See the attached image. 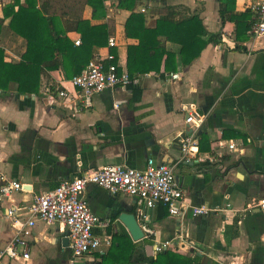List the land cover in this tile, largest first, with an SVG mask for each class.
<instances>
[{"label":"crops","instance_id":"crops-1","mask_svg":"<svg viewBox=\"0 0 264 264\" xmlns=\"http://www.w3.org/2000/svg\"><path fill=\"white\" fill-rule=\"evenodd\" d=\"M257 2L237 0L235 14L249 12V20L255 21ZM12 3L0 0V19L5 20L0 49L7 62L18 64L27 51V41L11 29V18L5 19V9ZM21 4L26 6L25 0ZM117 4L118 0L105 2L106 19H92L89 6L83 18L92 25L109 24V40L114 38L118 44L112 49L108 45L94 48L93 57L112 52L128 71L132 42L125 23L130 12L118 9ZM164 6L174 8L177 15H198L206 30L205 40L221 36L191 65L179 64L174 74L138 76L142 91L138 101L128 87L117 86L96 95L91 108H83L77 99L80 92L62 70L42 76L37 95H21L15 82L8 91L0 90V171L23 185L22 191L0 202V253L27 220L35 197L86 171L108 165L144 170L149 159H154L174 168L187 205L220 211L179 218L163 206L149 209L155 235L135 242L119 216L125 212L137 215L136 199L90 185L84 198L97 216L109 221L103 231L112 241L111 232L125 234L136 246L132 264H148L141 256L157 258V243H170L166 251L197 258L196 264H264V208L260 206L264 200V37L255 39L248 30L243 40L236 39L235 24H223L220 19V0H167L166 4L144 0L136 12L146 15L147 27L155 28L159 15L153 11ZM67 37L75 45L82 41L76 32ZM167 47L174 52L180 49L172 43ZM64 90L69 99L59 98V91ZM191 106L207 118L197 133L199 154L186 161L181 142L191 131L184 113ZM203 127L204 139L199 135ZM232 143L243 151L230 150ZM10 208L19 215L17 226L7 217ZM31 231L30 258L5 259L2 264H102L113 246L77 258L64 243L68 233L64 225L38 222Z\"/></svg>","mask_w":264,"mask_h":264},{"label":"trees","instance_id":"trees-1","mask_svg":"<svg viewBox=\"0 0 264 264\" xmlns=\"http://www.w3.org/2000/svg\"><path fill=\"white\" fill-rule=\"evenodd\" d=\"M5 9V19L11 18L10 27L27 41V51L18 64L6 61L5 52L0 49V90L8 91L9 84H18L21 95L39 94L42 76L49 72L62 70L65 77L72 80L80 75L93 58L96 47L108 45L111 35L110 25H92L84 20L87 6L92 9V19L107 18V0H13ZM166 4L167 0H153ZM237 0H220L219 16L223 24L234 23L237 38L243 40L254 23L249 20L250 13L235 14ZM144 0H118L117 8L129 11L125 32L132 43L128 47V86L135 101L142 95L135 85L138 76L150 72L161 76L174 74L179 64L191 65L206 47L218 43L221 34L204 39L206 30L200 17L177 15L175 9L164 6L153 11L159 15L155 28L146 25V15L136 12ZM5 20L0 19V33ZM70 32L81 34V45L76 46L68 37ZM163 39V40H162ZM168 43L180 46L178 52L167 47ZM179 58V59H178ZM179 60V61H178ZM204 139L201 135L200 138ZM113 246L103 256L102 264H132L136 246L125 234L111 232ZM148 264H196V259L188 258L173 251H164L157 258L140 257Z\"/></svg>","mask_w":264,"mask_h":264},{"label":"built area","instance_id":"built-area-1","mask_svg":"<svg viewBox=\"0 0 264 264\" xmlns=\"http://www.w3.org/2000/svg\"><path fill=\"white\" fill-rule=\"evenodd\" d=\"M255 21L250 33L253 38L264 37V0H258L254 7ZM145 12V9H141ZM77 41L76 45H80ZM116 39L111 38L109 49L117 47ZM138 79L135 85H138ZM73 87L80 92V105L83 108L93 106V98L106 90L117 86L128 87L131 84L128 71L116 62V56L109 52L106 57L95 55L87 68L71 80ZM60 99H69L68 91H59ZM48 98L53 101L54 96ZM186 124L191 129L181 142V156L183 160L191 161L199 154L198 131L204 124L207 116L201 115L194 106L185 108ZM232 151H243L237 144H230ZM0 202L9 199L14 193L22 191L23 185L10 179L0 171ZM90 185L98 186L112 195L126 194L137 201V217L145 237H153L154 230L149 225L147 211L163 206L171 216L185 218L186 216H208L218 209L208 206H189L185 202V193L181 188L174 168L169 165H159L154 159H149L144 170H137L125 165H108L96 170L86 171L73 179L63 180L57 187L43 195L34 198L28 208V218L17 227L13 240L0 253V264L5 259H16L22 256L29 259L28 238L38 222L47 225L60 223L69 232L70 249L74 257H83L102 249L111 248V235L105 231L109 221L97 216L84 198V193ZM264 208V200L260 202ZM7 217L17 226L20 222L17 210L10 208ZM101 230L104 233L98 234ZM170 243H157L155 253L160 254L170 248Z\"/></svg>","mask_w":264,"mask_h":264},{"label":"water","instance_id":"water-1","mask_svg":"<svg viewBox=\"0 0 264 264\" xmlns=\"http://www.w3.org/2000/svg\"><path fill=\"white\" fill-rule=\"evenodd\" d=\"M205 130L206 128L203 127L202 130L199 132V135H201L202 132ZM119 221L127 228L128 233L133 239V241L140 242L144 240L145 234L140 227L139 219L136 214H131L128 212L122 213L119 216ZM66 236L67 238L64 240V243L70 245L69 232L66 233Z\"/></svg>","mask_w":264,"mask_h":264}]
</instances>
